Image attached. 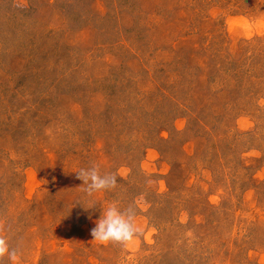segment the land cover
Instances as JSON below:
<instances>
[{"label": "rangeland", "instance_id": "1", "mask_svg": "<svg viewBox=\"0 0 264 264\" xmlns=\"http://www.w3.org/2000/svg\"><path fill=\"white\" fill-rule=\"evenodd\" d=\"M113 203L138 231L100 245ZM0 235L19 264H264V0H0Z\"/></svg>", "mask_w": 264, "mask_h": 264}, {"label": "clouds", "instance_id": "2", "mask_svg": "<svg viewBox=\"0 0 264 264\" xmlns=\"http://www.w3.org/2000/svg\"><path fill=\"white\" fill-rule=\"evenodd\" d=\"M77 179L84 185L82 191L88 197L93 193L111 190L117 184V176L112 173H101L98 165L93 164L88 168H80L75 171ZM95 203L90 204L93 207ZM88 207V208H89ZM138 231L135 226L133 211L121 210L116 204H110L103 210L95 226L91 229L92 240L100 245L123 244L130 241ZM8 257L11 264H19V256L16 249L11 248L8 239L0 235V259Z\"/></svg>", "mask_w": 264, "mask_h": 264}]
</instances>
